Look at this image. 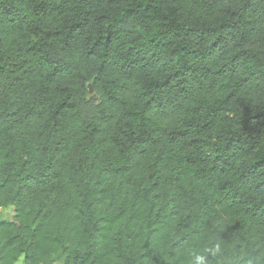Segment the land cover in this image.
<instances>
[{
  "label": "trees",
  "instance_id": "trees-1",
  "mask_svg": "<svg viewBox=\"0 0 264 264\" xmlns=\"http://www.w3.org/2000/svg\"><path fill=\"white\" fill-rule=\"evenodd\" d=\"M9 207L0 264H264V0H0Z\"/></svg>",
  "mask_w": 264,
  "mask_h": 264
},
{
  "label": "clouds",
  "instance_id": "clouds-1",
  "mask_svg": "<svg viewBox=\"0 0 264 264\" xmlns=\"http://www.w3.org/2000/svg\"><path fill=\"white\" fill-rule=\"evenodd\" d=\"M233 249L235 245L231 246ZM228 250V246L225 245L224 241H218L212 247L205 248L201 252H193L191 264H213V261H221L223 260L226 251ZM214 259H209V256ZM242 256H236V259H242ZM251 264V262H249Z\"/></svg>",
  "mask_w": 264,
  "mask_h": 264
},
{
  "label": "rangeland",
  "instance_id": "rangeland-1",
  "mask_svg": "<svg viewBox=\"0 0 264 264\" xmlns=\"http://www.w3.org/2000/svg\"><path fill=\"white\" fill-rule=\"evenodd\" d=\"M1 217L4 220L12 221L14 219V208H4L0 209ZM57 264H62V263H57Z\"/></svg>",
  "mask_w": 264,
  "mask_h": 264
}]
</instances>
